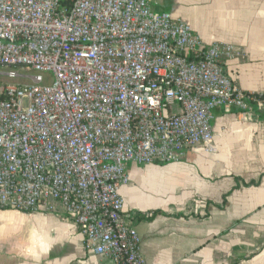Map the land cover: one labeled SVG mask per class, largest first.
Listing matches in <instances>:
<instances>
[{
	"label": "built area",
	"instance_id": "built-area-1",
	"mask_svg": "<svg viewBox=\"0 0 264 264\" xmlns=\"http://www.w3.org/2000/svg\"><path fill=\"white\" fill-rule=\"evenodd\" d=\"M152 1L0 0V66L52 74L0 82V211L60 203L111 264H146L120 192L127 165L213 153L218 108L264 104L226 73L232 46H205Z\"/></svg>",
	"mask_w": 264,
	"mask_h": 264
},
{
	"label": "crops",
	"instance_id": "crops-1",
	"mask_svg": "<svg viewBox=\"0 0 264 264\" xmlns=\"http://www.w3.org/2000/svg\"><path fill=\"white\" fill-rule=\"evenodd\" d=\"M156 13L188 23L205 46L230 45L226 73L264 96V0H153ZM242 115L218 108L213 153L176 163L127 165L120 188L137 214L146 264H264V104ZM0 264H111L86 250L62 204L49 213L0 211Z\"/></svg>",
	"mask_w": 264,
	"mask_h": 264
},
{
	"label": "rangeland",
	"instance_id": "rangeland-1",
	"mask_svg": "<svg viewBox=\"0 0 264 264\" xmlns=\"http://www.w3.org/2000/svg\"><path fill=\"white\" fill-rule=\"evenodd\" d=\"M11 72H17L20 75H22L23 77H17V78H9L8 76H6L7 74L11 73ZM35 76H41L44 78L47 77H51L52 74L46 73V72H26L24 70H21L19 68H7V67H1L0 66V82H9L12 84H30L32 82V78Z\"/></svg>",
	"mask_w": 264,
	"mask_h": 264
},
{
	"label": "trees",
	"instance_id": "trees-1",
	"mask_svg": "<svg viewBox=\"0 0 264 264\" xmlns=\"http://www.w3.org/2000/svg\"><path fill=\"white\" fill-rule=\"evenodd\" d=\"M256 99L258 100H264V96H260V95H253Z\"/></svg>",
	"mask_w": 264,
	"mask_h": 264
}]
</instances>
